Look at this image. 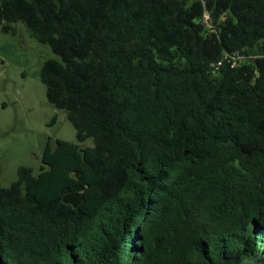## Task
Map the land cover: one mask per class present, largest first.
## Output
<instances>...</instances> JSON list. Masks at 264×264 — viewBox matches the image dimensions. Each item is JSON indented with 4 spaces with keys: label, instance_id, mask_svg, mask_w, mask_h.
<instances>
[{
    "label": "trees",
    "instance_id": "obj_1",
    "mask_svg": "<svg viewBox=\"0 0 264 264\" xmlns=\"http://www.w3.org/2000/svg\"><path fill=\"white\" fill-rule=\"evenodd\" d=\"M18 23L77 144L0 185V264H264V0H0Z\"/></svg>",
    "mask_w": 264,
    "mask_h": 264
},
{
    "label": "rangeland",
    "instance_id": "obj_2",
    "mask_svg": "<svg viewBox=\"0 0 264 264\" xmlns=\"http://www.w3.org/2000/svg\"><path fill=\"white\" fill-rule=\"evenodd\" d=\"M18 34L0 31V185L17 180V169L26 167L37 176L46 141L77 144L76 132L64 111L50 105L40 82L42 64L53 57L50 48L30 38L22 23ZM83 147L93 145L87 139Z\"/></svg>",
    "mask_w": 264,
    "mask_h": 264
},
{
    "label": "water",
    "instance_id": "obj_3",
    "mask_svg": "<svg viewBox=\"0 0 264 264\" xmlns=\"http://www.w3.org/2000/svg\"><path fill=\"white\" fill-rule=\"evenodd\" d=\"M81 194L77 192L67 193L62 197V202L67 205H71L73 208H77L81 203Z\"/></svg>",
    "mask_w": 264,
    "mask_h": 264
},
{
    "label": "built area",
    "instance_id": "obj_4",
    "mask_svg": "<svg viewBox=\"0 0 264 264\" xmlns=\"http://www.w3.org/2000/svg\"><path fill=\"white\" fill-rule=\"evenodd\" d=\"M207 19V18H206Z\"/></svg>",
    "mask_w": 264,
    "mask_h": 264
}]
</instances>
